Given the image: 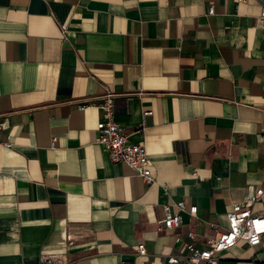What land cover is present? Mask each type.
<instances>
[{
	"label": "crops",
	"instance_id": "obj_1",
	"mask_svg": "<svg viewBox=\"0 0 264 264\" xmlns=\"http://www.w3.org/2000/svg\"><path fill=\"white\" fill-rule=\"evenodd\" d=\"M261 1L0 0V264H166L175 235L225 227L256 189L264 217ZM106 88L151 183L96 141L102 111L76 108ZM170 199L197 212L159 229ZM262 244L218 264H264Z\"/></svg>",
	"mask_w": 264,
	"mask_h": 264
},
{
	"label": "built area",
	"instance_id": "obj_2",
	"mask_svg": "<svg viewBox=\"0 0 264 264\" xmlns=\"http://www.w3.org/2000/svg\"><path fill=\"white\" fill-rule=\"evenodd\" d=\"M243 2L245 0H236ZM213 12V7H208V13ZM260 19L264 20V1L260 5ZM115 93L106 88L100 96L86 99L76 104L78 110L99 108L102 117L96 123V141L106 151L113 162H121L129 166L134 173L145 183L154 180V173L149 164L147 149L143 143L129 140L124 128L114 120L113 99ZM150 111L144 112L148 114ZM5 127V121L0 115V137ZM11 147L9 137L2 143ZM50 146H54V139ZM262 189H256L242 201L232 202L226 212V226L221 227L214 222H208L212 233L202 235L194 230H188L184 237L175 235L174 241L178 243L177 253L164 256L166 264H218L220 255L231 248L239 240L244 241L249 247L261 245L264 237V217L251 211L252 202L262 195ZM162 216L158 220L159 229L174 230L182 225L180 212L187 211L194 216L197 212L196 205L187 209L183 199H170L161 205ZM136 254L146 257L147 252L143 243L136 245ZM67 261L61 254L41 255L39 264H66Z\"/></svg>",
	"mask_w": 264,
	"mask_h": 264
}]
</instances>
